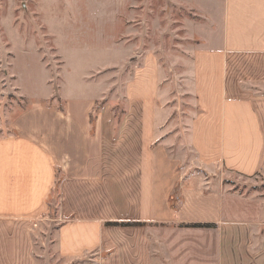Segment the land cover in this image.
<instances>
[{
	"label": "crops",
	"instance_id": "0c3cea01",
	"mask_svg": "<svg viewBox=\"0 0 264 264\" xmlns=\"http://www.w3.org/2000/svg\"><path fill=\"white\" fill-rule=\"evenodd\" d=\"M183 4L197 40L186 77L199 108L189 126L192 160L180 155L185 149L155 143L167 111L157 103L153 61L129 85L124 130L139 105V149L127 132L120 149L110 148L106 107L92 122L105 91L46 95L17 84L20 97L35 102L11 119L10 132L0 126V264H38L39 221L57 182L56 248L66 263L264 264V198L224 181L228 172L252 176L264 168V0ZM44 70L53 69L42 62L37 71ZM15 74L0 77V96L15 89ZM112 221L144 225L106 224ZM192 223L215 226H186Z\"/></svg>",
	"mask_w": 264,
	"mask_h": 264
},
{
	"label": "rangeland",
	"instance_id": "374dc122",
	"mask_svg": "<svg viewBox=\"0 0 264 264\" xmlns=\"http://www.w3.org/2000/svg\"><path fill=\"white\" fill-rule=\"evenodd\" d=\"M183 1L0 0V77L12 70L18 73L13 82V78L9 80L15 89L11 86L0 96V126L6 125L10 132L11 119L35 102L21 98L17 84L27 92L36 88L46 95L55 90L69 96L96 97L105 91L93 116L95 119L104 107L109 111L110 138L114 140L110 148L120 149L123 144L118 141L127 132L139 149V105L134 107L132 126L124 130L132 102L129 85L153 61L159 82L157 103L167 111L159 129L164 136L155 143L165 141L174 149H185L180 155L191 161L193 157L187 156L189 126L199 108L192 82L186 77H191L197 40L190 26L194 15ZM42 62L53 69L51 73H38ZM224 181L232 191L264 198V168L252 176L228 172ZM56 191L50 212L39 221L38 264H71L57 253L58 187Z\"/></svg>",
	"mask_w": 264,
	"mask_h": 264
},
{
	"label": "trees",
	"instance_id": "16d2710c",
	"mask_svg": "<svg viewBox=\"0 0 264 264\" xmlns=\"http://www.w3.org/2000/svg\"><path fill=\"white\" fill-rule=\"evenodd\" d=\"M61 109H64V106H60ZM94 116L92 113V122H94ZM59 182H57L56 184V188L58 186ZM107 225L110 226H136V225H144V223L142 222H119V221H112V222H107ZM186 226H190V227H213L215 226V224L213 223H192V224H187Z\"/></svg>",
	"mask_w": 264,
	"mask_h": 264
}]
</instances>
